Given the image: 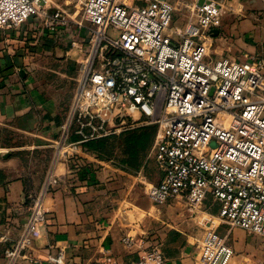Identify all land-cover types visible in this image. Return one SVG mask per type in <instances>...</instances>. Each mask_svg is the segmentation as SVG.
<instances>
[{
    "label": "built area",
    "instance_id": "2783aa9c",
    "mask_svg": "<svg viewBox=\"0 0 264 264\" xmlns=\"http://www.w3.org/2000/svg\"><path fill=\"white\" fill-rule=\"evenodd\" d=\"M0 0V33L37 20L54 44L78 52L74 97L63 126L65 159L80 166L81 145L114 135L113 123L158 127L149 154L163 179L140 176L156 206L184 201L203 235L197 264H230L233 229L264 239V58L207 62L224 7L199 0ZM179 16L180 21H175ZM136 126H132L135 129ZM78 142H68L73 133ZM32 200L25 229L4 252L6 264L38 263L34 245L48 223L44 196ZM211 198L214 216L204 210ZM202 221V222H201ZM229 228L226 235L220 226ZM122 242L136 246L127 236ZM60 249L53 264H66ZM101 264H116L108 254ZM131 264H169L160 244Z\"/></svg>",
    "mask_w": 264,
    "mask_h": 264
},
{
    "label": "crops",
    "instance_id": "0c3cea01",
    "mask_svg": "<svg viewBox=\"0 0 264 264\" xmlns=\"http://www.w3.org/2000/svg\"><path fill=\"white\" fill-rule=\"evenodd\" d=\"M51 1L68 9L65 0ZM213 1L223 5L224 16L210 56L238 61L240 54L243 62L264 58V0ZM40 27V22L30 20L19 30L0 33V264H6L4 252L22 235L32 200L50 176L55 183L44 196L48 223L32 251L39 262L18 264H53L60 249L66 251V264H101L108 254L116 264H131L142 250L156 244L162 246L169 264H197L201 234L176 228L183 214L178 207H186L184 201L147 207L142 211L149 216L141 215L137 184H142L140 176L149 182L147 161L134 174L83 147L76 167L66 161L64 151L58 153L74 97L79 54L54 44L50 33ZM73 136L67 143L74 141ZM47 152L52 156L45 166L35 158ZM155 166L156 185L163 174ZM208 201L204 210L217 216L213 208L218 204ZM228 230L225 225L218 229L222 235ZM127 236L134 238L135 247L124 245ZM256 238L261 237L233 229L229 244L235 256L230 264H263L264 245H256Z\"/></svg>",
    "mask_w": 264,
    "mask_h": 264
},
{
    "label": "rangeland",
    "instance_id": "374dc122",
    "mask_svg": "<svg viewBox=\"0 0 264 264\" xmlns=\"http://www.w3.org/2000/svg\"><path fill=\"white\" fill-rule=\"evenodd\" d=\"M231 9H235V7L232 5L231 6ZM233 11L230 12V14L232 13ZM231 15H236V20H241V16H238L236 13H232ZM239 18V19H238ZM175 21L179 22L180 21V18L179 16L176 17ZM216 47V44L213 43V47H212V51H214ZM219 58L217 57H214V56H210V58L207 59V62H210V63H215ZM236 59L238 61H241L243 62V60H245L244 56L243 55H240L238 54L236 56ZM212 61V62H211ZM138 118L135 117V119H128L127 121V125H120V122H115L113 123V131L116 132L114 135L110 136L111 138L114 137V136H120L122 134H124V132H127L129 130H132V126H136V128H140L142 127V122L143 120H138L136 121ZM152 126H156V125H152ZM7 140H10V136H7ZM112 149H113V152H112V155L110 156V158L114 161V164L115 165H119L120 161L123 159V154H124V145L122 143V141L120 139H112ZM62 151V148L60 146L59 150H58V153H60ZM57 153V154H58ZM50 156H52V154H50V152H47L44 153V154H41L40 157H37L35 158L36 160H38V162L41 163V161H43L42 163L47 166L48 165V161L50 160ZM146 161H147V168H148V181L152 184H155V173L157 172V169H156V166H155V161L153 159H148L146 158ZM50 162V161H49ZM139 171V170H138ZM138 171H134V174H137ZM139 185V195H138V199L137 201H139L138 203H140V212H141V215L147 217L149 216V213H144L142 210H144V208H147V207H167L168 205L170 204H167L165 206H156L155 204H153L149 198L146 196L145 194V187L143 184H137ZM179 202V201H177ZM176 202V203H177ZM212 203V199L209 198V201L207 202V204H211ZM180 212L183 213L180 218H177V220H180L179 221V224L178 226L176 227L178 230H191L193 233H195L196 235H199L201 234V237L203 235V225H199V222L200 220L204 217V214L200 213L199 214V219H194V218H191V214L190 212H188V210L186 209V207L184 208H180L178 207ZM165 209V208H164ZM167 210V209H166ZM213 213L215 214H218L219 213V204L218 205H215V207L213 208ZM168 220H172L170 218H167V222H170ZM202 222V221H201ZM170 229V228H169ZM200 237V239H201ZM253 242H255L256 245H264V240L261 239V238H256V239H253ZM199 244V243H198ZM264 264V263H263Z\"/></svg>",
    "mask_w": 264,
    "mask_h": 264
},
{
    "label": "trees",
    "instance_id": "16d2710c",
    "mask_svg": "<svg viewBox=\"0 0 264 264\" xmlns=\"http://www.w3.org/2000/svg\"><path fill=\"white\" fill-rule=\"evenodd\" d=\"M157 130V126L146 125L124 132L120 136L88 141L82 144L81 147L87 153L93 154L99 159L109 161L112 160L110 158L113 152L112 139H120L124 145V156L118 166L128 172L134 173V171H138L142 166H145L144 163L155 142ZM73 135L74 139L72 140L74 141L72 142H78L80 139L78 136H75V129L73 130Z\"/></svg>",
    "mask_w": 264,
    "mask_h": 264
},
{
    "label": "water",
    "instance_id": "95a60500",
    "mask_svg": "<svg viewBox=\"0 0 264 264\" xmlns=\"http://www.w3.org/2000/svg\"><path fill=\"white\" fill-rule=\"evenodd\" d=\"M218 34H219V31H218V30H216V31H215V35H218Z\"/></svg>",
    "mask_w": 264,
    "mask_h": 264
}]
</instances>
